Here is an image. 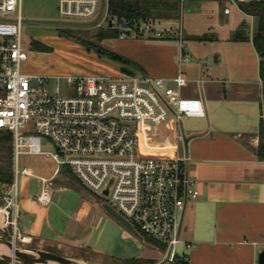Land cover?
Masks as SVG:
<instances>
[{
  "label": "built area",
  "instance_id": "built-area-1",
  "mask_svg": "<svg viewBox=\"0 0 264 264\" xmlns=\"http://www.w3.org/2000/svg\"><path fill=\"white\" fill-rule=\"evenodd\" d=\"M55 1L66 21H91L103 10L109 26L122 38L166 37V30L151 19L111 16L107 0ZM21 5L22 0H0V130L11 132L15 159L14 180L2 199L11 210L7 212L12 216L13 242L15 237L26 243L30 240L17 226V178L20 173L34 176V172L29 167L19 169L20 156L43 155L52 159L55 168L51 176H39L40 204L52 201L58 176L72 174L97 196L99 205L106 202L123 215L144 237V244H152L146 238L159 243L160 247L152 244L161 254L155 264H173L177 256L187 260L176 248L179 244L192 247L181 230L187 204L200 194L197 183L187 173L186 156L178 149L173 154L148 150L143 135L148 128L170 126L173 121L176 139L181 142L183 119L204 115L201 100L182 95L187 80L181 71L172 79V86L163 78L132 73L49 75L25 71L28 52L22 37ZM172 36L182 42L181 25L169 33ZM191 59L182 50L179 66ZM46 143L52 150H44Z\"/></svg>",
  "mask_w": 264,
  "mask_h": 264
},
{
  "label": "crops",
  "instance_id": "crops-1",
  "mask_svg": "<svg viewBox=\"0 0 264 264\" xmlns=\"http://www.w3.org/2000/svg\"><path fill=\"white\" fill-rule=\"evenodd\" d=\"M223 13L228 16L231 11ZM243 26L225 38L193 37L222 45L211 53L214 64L200 75L183 70L184 65L197 64L193 58L179 66L180 52L186 49L175 37L140 41L147 48L169 50L172 65L158 78L172 86V79L181 71L187 80L183 96L200 99L203 105L204 115L195 117V125L182 122L184 147L179 153L187 157V173L200 193L187 204L183 216L181 235L192 243L181 250L188 264H258L264 250V160L257 154L264 119V82L261 57L252 42L256 20L252 32ZM242 31L248 40L240 38ZM119 55L147 72L148 62L135 52ZM117 71H113L115 75L120 74ZM32 196L27 189L23 191L19 230L29 241H36L35 248L51 251L45 246L70 244L116 261L161 258L159 250L138 240L98 203H84L65 217L56 215L64 213V208L47 210Z\"/></svg>",
  "mask_w": 264,
  "mask_h": 264
},
{
  "label": "rangeland",
  "instance_id": "rangeland-1",
  "mask_svg": "<svg viewBox=\"0 0 264 264\" xmlns=\"http://www.w3.org/2000/svg\"><path fill=\"white\" fill-rule=\"evenodd\" d=\"M225 7H228L231 11L228 16L223 13ZM21 10L24 18L22 37L28 52V60L24 65L25 71L49 75H115L113 71L118 68V73H132L158 78L172 65L168 49L160 47L147 48L141 45L140 41L149 38L147 35L100 39L99 31L111 28L103 10L98 18L91 21L64 20L59 14L55 0H22ZM151 20H153L156 27L166 30L164 33L166 37L164 38L169 37V33L175 32L177 27L181 25L182 43L185 46V51L192 56L193 63L197 62L193 66L184 65L183 70L187 73L191 70L194 75H200L202 71L207 73L208 68L214 64L211 53L220 49L222 45L199 41L193 37L197 35H214L215 37L225 38L229 37L231 32H234L233 29L241 24L252 32L255 20L257 23V19L240 10L235 0H179L178 10L173 16L154 17ZM32 39L50 46L51 50L39 52L30 49ZM109 45L111 48L108 47ZM95 46L117 54L125 55L127 52H135L148 62L147 72H143L130 63L116 61L107 55H101ZM63 89H65L64 85ZM197 120L198 118L195 117H186L183 119V123L186 126L195 125ZM173 125L174 122L171 121L170 126L163 125L155 129H146L143 135L146 149L167 154H173L178 149L180 153L184 145L177 141L176 130H174ZM43 148L44 150H52V145L46 143ZM14 166L15 159L13 157V173ZM24 167L31 168L34 176L20 173L17 178L18 213L16 221L18 228H20V204L23 191L27 189L34 197H37L41 191L39 176H51L55 163L50 157L43 155H21L19 169L22 170ZM54 183L52 201L42 208L47 210H61V208H64L65 214L58 212L56 215H65L66 217L68 214H74L84 203L96 205L98 202V198L94 193L85 189L80 183L67 180L64 175L58 176ZM60 187L64 189H60ZM5 191L3 190L0 195V232L13 241L14 227L12 228L9 224L11 219L7 212L11 210L5 207L2 199ZM34 200L36 202L35 198ZM15 238L14 242L18 246L33 248L36 246V241L26 243L21 241L20 238ZM45 248L56 254L77 259L84 264L92 262L122 264L121 261L99 257L86 248L76 245L64 244L59 247L48 245ZM184 248V245L179 244L176 249L181 252Z\"/></svg>",
  "mask_w": 264,
  "mask_h": 264
},
{
  "label": "trees",
  "instance_id": "trees-1",
  "mask_svg": "<svg viewBox=\"0 0 264 264\" xmlns=\"http://www.w3.org/2000/svg\"><path fill=\"white\" fill-rule=\"evenodd\" d=\"M108 12L111 16H117L123 19H131L134 21L153 19L154 17H170L178 10L179 0H107ZM248 15H252L257 19L256 27L252 35V42L256 51L261 57L260 75L264 82V0L260 2H240L238 3ZM100 39H109L119 37V32L116 29L108 28L99 31ZM241 39L248 40L249 36L244 35L242 31ZM97 47V46H95ZM98 48L99 54L107 55L109 58L116 61L130 63L134 67L139 68L138 65L123 56ZM30 49L39 52H48L51 47L39 41L31 40ZM12 134L9 131L0 130V195L7 188L10 187L14 180V173L12 168L13 146ZM258 157L264 160V119L261 120L259 127V144L257 148ZM72 182L79 183L72 175L68 174ZM12 219L11 214H9ZM146 240L156 246L160 247L159 243L153 242L151 239ZM122 264H155L156 260L145 258H132L121 261ZM173 264H188V261L182 257L177 256Z\"/></svg>",
  "mask_w": 264,
  "mask_h": 264
},
{
  "label": "water",
  "instance_id": "water-1",
  "mask_svg": "<svg viewBox=\"0 0 264 264\" xmlns=\"http://www.w3.org/2000/svg\"><path fill=\"white\" fill-rule=\"evenodd\" d=\"M107 191H105V194ZM101 208L129 232H131L138 240L144 242V237L135 229V227L111 205L106 202L100 204ZM155 248L154 245L148 244ZM0 264H84L83 262L56 254L48 250L33 248L29 246H18L12 240L0 232ZM101 264V263H89ZM258 264H264V250L259 253Z\"/></svg>",
  "mask_w": 264,
  "mask_h": 264
}]
</instances>
